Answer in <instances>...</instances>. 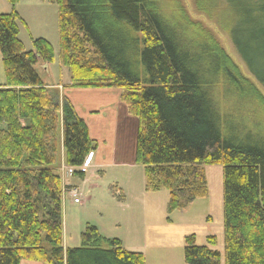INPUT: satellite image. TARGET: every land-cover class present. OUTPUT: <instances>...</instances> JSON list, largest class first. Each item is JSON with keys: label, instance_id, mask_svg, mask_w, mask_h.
Masks as SVG:
<instances>
[{"label": "trees", "instance_id": "trees-1", "mask_svg": "<svg viewBox=\"0 0 264 264\" xmlns=\"http://www.w3.org/2000/svg\"><path fill=\"white\" fill-rule=\"evenodd\" d=\"M7 1L14 9L0 14V264H146L143 253L92 225L81 248L65 249L63 185L53 167L63 144L67 166L84 177L96 143L71 101L61 105L36 70L55 62L53 45L38 39L27 51L15 11L20 0ZM50 1L59 9L60 61L70 87L120 89L138 118L136 163L145 168L146 192L167 191L170 213L186 209L209 196L203 167L221 165L226 264H264V128L231 122L212 88L239 101L264 104V97L214 41L185 43L152 0ZM225 3L231 40L264 88V0ZM215 247L216 237L200 246L191 235L184 260L222 264Z\"/></svg>", "mask_w": 264, "mask_h": 264}, {"label": "rangeland", "instance_id": "rangeland-1", "mask_svg": "<svg viewBox=\"0 0 264 264\" xmlns=\"http://www.w3.org/2000/svg\"><path fill=\"white\" fill-rule=\"evenodd\" d=\"M159 8L163 17L175 24L178 32L183 34L185 43L196 47L199 42L209 39L214 41L224 51L241 76L247 79L264 97V88L249 72L242 58L239 56L229 34L233 23V16L225 0H152ZM13 7L7 0H0V14L13 12ZM24 24H20V40L27 51L33 50V42L45 39L50 42L56 52L55 62L50 65L39 63L36 70L43 81L53 88L57 99L63 105L65 100L57 94L56 86L70 87V72L60 61V16L56 4L50 0H20L15 7ZM196 45V46H195ZM6 81L3 57L0 52V85ZM112 89V88H111ZM110 90L106 97L112 103L116 100L117 91ZM218 110L228 116L231 122L243 125L246 129L264 128V104L251 98L240 100L225 96L222 88L214 85L212 88ZM76 102H88L90 97L72 95ZM120 96V97H121ZM123 105H126L125 103ZM127 106V105H126ZM129 112V111H128ZM131 116V115H130ZM134 117V116H133ZM137 118V117H135ZM138 119V118H137ZM26 123H28L26 121ZM137 134L127 139L126 143L114 146L115 153L122 152L124 160H135L134 165H109L92 168L83 167L84 177L69 174L70 167L62 161L60 153L58 165L54 170L61 176L63 185L62 218L63 242L65 249L81 248L82 235L87 226H96L100 233L109 239L119 235L132 239L134 235L151 239L153 247L146 246V251H140L146 257V264H187L184 260L186 238L195 235L197 244L207 245L209 236L216 237L217 247L222 255V264H226L224 248V212H223V167L212 165L203 167L209 184V196L195 201L188 208L170 213L168 210L169 193L160 191L149 200L148 219H136L135 213L141 210L142 202L137 200V188L133 180L142 179V186L146 180L145 168L136 163ZM63 144L61 146V149ZM63 150V149H62ZM65 155V154H64ZM58 166V167H57ZM64 182L79 190L81 201L75 204L68 193ZM122 190L125 199H119ZM119 192L118 194L115 193ZM134 230V231H133ZM113 236V237H111ZM146 238V239H147ZM119 239V238H118ZM22 264H42L24 261Z\"/></svg>", "mask_w": 264, "mask_h": 264}, {"label": "crops", "instance_id": "crops-1", "mask_svg": "<svg viewBox=\"0 0 264 264\" xmlns=\"http://www.w3.org/2000/svg\"><path fill=\"white\" fill-rule=\"evenodd\" d=\"M54 89L58 95L63 97V99L67 98L71 101L79 117L87 123L90 136L96 143V150L91 154L92 158L88 168L95 167L96 165L98 167H104L109 165H124L125 163L127 165L135 164L134 159L128 162L122 157L124 155L122 152L115 153L112 151V147H106L107 142L111 143L113 147L124 142L126 143L131 135H134L135 137L136 131L139 132V120L132 115L130 116L128 107L123 105L124 103L120 97L121 91H117V99H114V101L110 103L107 101L106 96L110 94L109 92L112 89H77L71 87L61 88L60 86H56ZM73 94L85 98L89 96L90 99L88 102L78 103L74 100V97L72 96ZM62 149L61 155L62 161L64 162L65 152L63 147ZM133 182L137 188V200L139 201V204L142 202L141 210H139L138 213H135L133 217L135 219L137 217L141 220L148 219L150 214L149 208L151 206L148 201H152L156 195H153L155 193L146 192V180L145 183H143V186L142 179L139 177L134 179ZM64 183L66 186L73 187L67 182ZM118 191L120 193L117 192V194L119 193L122 196V199H125L123 191L119 189ZM102 236L109 239V237H106L103 234ZM114 237H118L119 240L122 241L124 248L130 252L146 251L147 245L150 247L154 246L153 243H149L151 242L149 241L151 239H148L147 237L143 238L140 234L134 235L132 239H126L119 234Z\"/></svg>", "mask_w": 264, "mask_h": 264}, {"label": "built area", "instance_id": "built-area-1", "mask_svg": "<svg viewBox=\"0 0 264 264\" xmlns=\"http://www.w3.org/2000/svg\"><path fill=\"white\" fill-rule=\"evenodd\" d=\"M91 158H92L91 156L88 158L85 167H88L90 165ZM69 174L70 175H73L74 174V170L72 168L69 170ZM68 193L73 197L75 204H80L81 203V201L79 199L80 193H79V190L77 188H74V187L73 188H70L68 190Z\"/></svg>", "mask_w": 264, "mask_h": 264}]
</instances>
